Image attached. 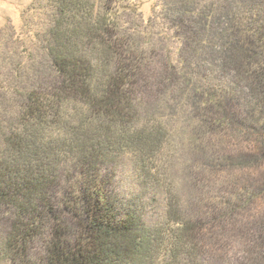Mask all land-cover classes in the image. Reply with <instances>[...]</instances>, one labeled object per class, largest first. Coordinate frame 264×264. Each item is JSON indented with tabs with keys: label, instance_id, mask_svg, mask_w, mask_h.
I'll use <instances>...</instances> for the list:
<instances>
[{
	"label": "trees",
	"instance_id": "16d2710c",
	"mask_svg": "<svg viewBox=\"0 0 264 264\" xmlns=\"http://www.w3.org/2000/svg\"><path fill=\"white\" fill-rule=\"evenodd\" d=\"M144 1L34 0L0 35V264H216L264 196V0Z\"/></svg>",
	"mask_w": 264,
	"mask_h": 264
},
{
	"label": "rangeland",
	"instance_id": "374dc122",
	"mask_svg": "<svg viewBox=\"0 0 264 264\" xmlns=\"http://www.w3.org/2000/svg\"><path fill=\"white\" fill-rule=\"evenodd\" d=\"M34 0H0V35L5 36L9 33H19L22 29L24 17L29 14V9ZM156 0H146L141 7L142 16L149 17L152 13L153 5ZM2 61L0 60V65ZM235 97V96H234ZM232 105L240 108L242 104L234 98L231 100ZM234 141L235 144H241L242 141ZM252 175L256 179H260L262 171H254ZM241 215L235 221V229L226 233L217 230L216 237L213 236L209 249L211 253H215L214 259L216 264H238L237 260L246 259V250L248 249V241L245 240V229L251 224L252 219L264 218V196L253 201L250 209L241 208ZM254 221V220H253ZM249 224V225H247ZM236 228H240L243 232H238ZM215 235V234H214ZM38 250V245L35 244ZM246 262V261H245ZM245 264V263H244Z\"/></svg>",
	"mask_w": 264,
	"mask_h": 264
}]
</instances>
